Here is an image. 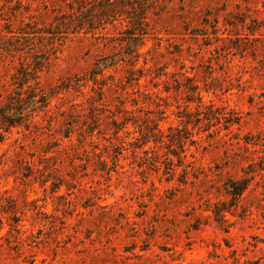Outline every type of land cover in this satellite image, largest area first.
Segmentation results:
<instances>
[{"label":"rangeland","instance_id":"374dc122","mask_svg":"<svg viewBox=\"0 0 264 264\" xmlns=\"http://www.w3.org/2000/svg\"><path fill=\"white\" fill-rule=\"evenodd\" d=\"M153 1L123 3L127 62L101 0H0V47L67 31L0 114V264H264V0ZM24 50L0 48V107Z\"/></svg>","mask_w":264,"mask_h":264},{"label":"trees","instance_id":"16d2710c","mask_svg":"<svg viewBox=\"0 0 264 264\" xmlns=\"http://www.w3.org/2000/svg\"><path fill=\"white\" fill-rule=\"evenodd\" d=\"M102 3L99 5L98 10H96L92 16L91 20L94 21L95 19H98L99 21L104 18L105 20H108L110 17L116 18V16L120 15L121 13H125L126 16L122 19L126 20V26L131 30L128 32V46L134 45L135 47L132 48L127 53L126 61L132 62L134 60V57L138 55V46L142 44L141 38L143 37V30L144 28V14L142 11L137 12H128L126 9H124V4L126 0H101ZM155 3L157 0H154ZM153 1V2H154ZM120 5V9L116 10L114 9L115 6ZM154 4V3H153ZM120 13V14H118ZM108 14V15H107ZM59 19V18H57ZM61 20V19H59ZM62 22L65 23V21H58L52 23L50 26L51 30L47 31L49 33V36H46L44 32H40V34L35 35L33 37H26V36H19V39H7L5 40L6 45L4 47H0L1 49H4L5 51L11 53L14 50H22L25 49L24 52L26 58H31L30 60H24L20 63L19 67L16 69V72L12 75L13 84H17L16 87L6 95V100L2 104V107H0V114L2 116L5 128L14 126L18 123V118H21L24 116L22 115L21 111L15 112L11 110H15V105L20 102L22 99L21 90L24 84H28L30 81H34L37 78L38 71L41 70V68L44 66L43 63H47L48 60V54H49V47L47 48V45L49 44V40H56L58 38L63 37L64 33L67 31H64V27H62ZM17 38V37H16ZM36 39L38 42H33V40ZM9 40H12V42H9ZM21 46V47H20ZM52 51L56 50V47L54 45L51 46ZM35 55H37L35 57ZM39 55V56H38ZM43 58H40L41 56ZM30 85V84H29ZM200 101V96L197 97ZM11 111L14 115L8 114V112ZM261 162L259 163L260 168H264V157H261ZM228 189L227 192L232 195L233 197H236L240 195L243 190L246 188L248 184V179H242V180H230L228 183Z\"/></svg>","mask_w":264,"mask_h":264}]
</instances>
